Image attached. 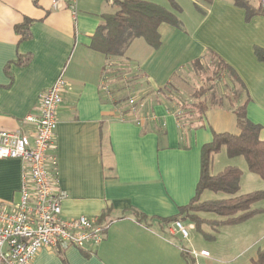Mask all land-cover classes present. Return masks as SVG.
Masks as SVG:
<instances>
[{
	"label": "crops",
	"instance_id": "0c3cea01",
	"mask_svg": "<svg viewBox=\"0 0 264 264\" xmlns=\"http://www.w3.org/2000/svg\"><path fill=\"white\" fill-rule=\"evenodd\" d=\"M55 1L0 0V128L32 136L34 125L25 119L40 115L41 94L63 76L68 89L56 131L59 183L67 193L62 217L107 214L112 224L96 248L43 249L31 264H188L184 251L196 264L204 259L219 263L211 258L209 244L201 252L210 258L199 260L188 246L190 237L182 238L175 222L167 220H189L181 209L196 195L202 150L214 134H240L233 103L211 104L195 117L161 91L181 87V75L212 51L246 87L245 101L247 94L251 99L247 116L262 127L264 141V63L255 55L256 48L264 49V16L248 21L246 10L234 0H143L173 12L175 2L182 9V27L163 24L159 49L137 38L124 57L106 58L92 48V38L103 16L117 11L113 1L78 0L76 20L65 4L53 10ZM26 20L33 23L30 37L22 39L16 28ZM27 57L26 65L18 64ZM112 69L137 76L135 95L144 107L136 115L128 103L132 96L120 101L106 87ZM233 166L244 170L241 163ZM23 171L21 160L0 159V204L20 202ZM259 179L263 184L257 189L264 190ZM263 203L255 208L264 210ZM135 212L147 219L139 222ZM224 235L238 248L236 262L244 258L242 264H252L264 247V214L224 226L211 245Z\"/></svg>",
	"mask_w": 264,
	"mask_h": 264
},
{
	"label": "trees",
	"instance_id": "16d2710c",
	"mask_svg": "<svg viewBox=\"0 0 264 264\" xmlns=\"http://www.w3.org/2000/svg\"><path fill=\"white\" fill-rule=\"evenodd\" d=\"M116 5L117 11L113 14L104 15V23L98 28L92 38V48L102 53L106 58L124 57L132 42L137 38H143L153 49L161 47L160 27L168 24L177 28L182 27L178 14L182 9L172 1V7L175 12L160 6L158 4L143 0H112ZM211 4L212 0H202ZM236 6L246 10L247 20L255 16H264V9L260 6H254L249 0H234ZM202 13L205 12L195 5ZM31 20H26L22 25L17 26L16 31L22 36V39L30 37ZM255 55L257 59L264 63V49L256 48ZM207 56L216 58L220 66L229 73V76L237 83L242 91L246 93V87L240 80L235 70L222 60L214 52H209ZM30 57L19 59L18 64L26 65ZM200 62L195 61L193 65ZM174 85L167 86L161 93L169 97L173 95ZM177 91V90H176ZM205 91L196 93L194 98L199 100V104H194L198 114L203 115L209 109L208 104L201 102ZM124 101L123 98H119ZM250 96L247 94V100L241 105L236 104L233 107L237 117V124L240 134L222 133L214 134L213 141L203 147L202 150V167L201 178L196 190V195L190 204L181 209L182 214L192 221L196 230L201 232L207 239L215 241L221 228L224 226H234L244 223L253 217L264 214V210L255 208V205L264 201V191H255L253 193L240 195L241 179L243 172L238 167H227L220 174L213 176L210 173L211 162L223 148L226 149L229 158L243 157L248 166L250 173L259 176L264 180V141L261 140L262 127L252 123L247 116V106L250 103ZM214 105L218 103H212ZM199 106V107H197ZM205 193H224L233 196L232 199L201 201ZM215 214L222 218L221 220L203 219L199 214ZM135 218L143 222L147 217L139 212H135ZM103 220L107 219V214L102 216ZM181 218L174 217L170 222H177ZM182 222V221H181ZM208 226L213 232L203 231L204 226ZM188 264H195L193 258L187 252H183ZM252 264H264V247L258 250L257 257Z\"/></svg>",
	"mask_w": 264,
	"mask_h": 264
},
{
	"label": "built area",
	"instance_id": "2783aa9c",
	"mask_svg": "<svg viewBox=\"0 0 264 264\" xmlns=\"http://www.w3.org/2000/svg\"><path fill=\"white\" fill-rule=\"evenodd\" d=\"M264 9V0H259ZM65 4L74 20L78 0H57L52 9ZM68 85L60 76L40 97V115L28 116L25 122L34 125L33 135L0 128V159H18L24 164L20 202L0 204V264H31L43 249L62 253L69 248H96L104 240L112 224L101 217H62V204L67 199L59 183L56 155L58 110ZM131 113L143 109L142 100L129 99ZM174 230L184 239L190 234L183 222L174 223ZM208 256V253L203 252ZM197 255V254H196Z\"/></svg>",
	"mask_w": 264,
	"mask_h": 264
},
{
	"label": "rangeland",
	"instance_id": "374dc122",
	"mask_svg": "<svg viewBox=\"0 0 264 264\" xmlns=\"http://www.w3.org/2000/svg\"><path fill=\"white\" fill-rule=\"evenodd\" d=\"M249 1L254 6L259 4V0ZM195 2L204 4L202 0H195ZM109 72L111 76L108 80H106V87L108 90H110V92L115 94L116 97L119 96L124 100H128L130 96L136 97L135 92L139 91L136 84L137 76L128 74V71H120L119 69H112L109 70ZM181 82V87H172L174 90L172 97L178 100V102L183 103L185 106L184 108L187 111H193L195 113V117L199 110H196L194 107H192V105L200 103L199 100L194 98L196 93H204L205 91L206 94L201 99V102L208 105H211L212 103H223L226 100H228L230 103L241 105L245 101V96L241 87L234 82V80L229 76V73L225 71L222 66H220L216 58L212 56H206L202 61L193 65L189 70H186L181 75ZM237 163H241L244 169H240L243 172V175L241 179V192L238 193V196L255 192L252 189H257L259 184H263L259 179V176L249 172L247 162L243 157H237L233 159L229 158L225 148H223L217 155L214 156L210 166V173L213 176H216L223 172L227 167H234L233 165H236ZM261 189L262 188H258L257 191H264ZM232 198L233 196L224 193H205L201 198V201L207 199L224 200ZM260 206L264 207V203ZM199 216L203 219L209 220L222 219L215 214L201 213ZM183 225L188 230L190 239L192 241V246H188L190 249L192 248V251L195 250L197 253H199L197 258H210V254L206 256L203 254V252H201L205 244H209V246H212V249H207L210 251L212 259L217 257L216 259L219 262L217 264H242L241 262H244V258H242V260L239 262H236V255H238L236 253H238V248L233 249V247H231V239H229L227 235H224V238L220 237L218 239V243H213L211 245V242L214 241L207 239L201 232L196 230L192 221L186 220V222H183ZM203 231L208 233L213 232L206 225L203 227ZM184 242L186 241L184 240ZM199 260H201V258H199ZM206 260L207 259H204V264H216Z\"/></svg>",
	"mask_w": 264,
	"mask_h": 264
}]
</instances>
